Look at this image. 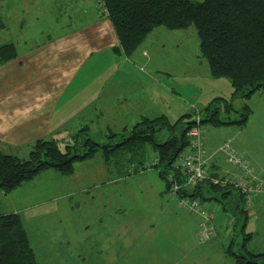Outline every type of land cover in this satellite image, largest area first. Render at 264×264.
I'll use <instances>...</instances> for the list:
<instances>
[{
    "label": "rangeland",
    "instance_id": "obj_1",
    "mask_svg": "<svg viewBox=\"0 0 264 264\" xmlns=\"http://www.w3.org/2000/svg\"><path fill=\"white\" fill-rule=\"evenodd\" d=\"M22 1L25 0H0V19L7 27L5 31L0 30V45L10 38L19 40L15 27L23 8ZM42 1L44 5L41 0L39 4L44 8L43 16L48 15L52 5L62 2ZM84 1L93 4L98 0ZM192 1L201 3L203 0ZM65 6H56L63 19L71 14V10ZM159 29L165 35L157 32L150 42L143 44V47L162 52V57L156 54L154 60V65L159 66L158 71L150 73L148 69H143L145 79H139L143 86L140 87L142 93L146 96L145 109L161 112V116L173 123L183 114L201 111L214 98L228 100L232 92L230 82L226 78L210 76L207 62L200 55L195 29L189 27L181 32H171L163 27ZM108 53L114 57L112 52L103 50L81 64L82 69H76L74 86L66 94L74 96L78 104L85 96L86 103L89 102L99 92L101 81L109 75ZM163 84H168V87ZM217 91H222L225 96H215ZM243 106L251 108L247 99L233 100V109L237 113H231L230 120L241 118ZM253 112L250 109L248 118ZM200 116L203 118L202 113ZM223 120L226 121L225 118ZM243 125L213 127L205 123L202 129L206 131L205 137H212L218 145L226 139L228 131L232 135ZM165 134V131L156 133L155 141L163 143ZM90 135L101 147L105 141L108 143L107 140L103 142L102 135L95 129ZM243 136L247 140L244 145L256 143L254 136L247 132L235 140H226L231 146L242 145ZM59 144V148L64 150L66 145L61 140ZM143 146L144 155L141 157L139 154L142 151L135 149H142ZM143 146L125 145L123 148L127 150L110 154L113 156L108 160L104 158L102 149L97 148L84 160L73 161L70 174L63 175L53 169L49 173L55 171L56 174H38L32 182L33 187L48 190H44L42 199L35 198V206L30 199L20 204L10 198L0 200V213L19 211L37 264H233L232 258L225 252H216L211 248L206 250L205 246L214 241L201 240L200 216L179 206L178 199L171 190L167 191L158 171L149 168L156 158L154 145L147 142ZM141 165L149 167L142 170ZM205 206L214 211L215 232L211 238H215L216 229L221 228L222 231L217 230L215 239L221 245L223 232L222 241L226 242V248L235 232L229 226L233 223L228 214L219 211L216 203L206 202ZM235 235L232 250L236 252L241 234L237 231Z\"/></svg>",
    "mask_w": 264,
    "mask_h": 264
},
{
    "label": "trees",
    "instance_id": "obj_2",
    "mask_svg": "<svg viewBox=\"0 0 264 264\" xmlns=\"http://www.w3.org/2000/svg\"><path fill=\"white\" fill-rule=\"evenodd\" d=\"M98 4V11L104 10L106 14L104 17L101 14L99 16L108 19L116 34L118 47L114 49L115 53L121 52L126 57L131 56L156 28L180 31L193 27L199 41L200 55L207 62L210 76L229 80L232 88L230 98L214 99L201 111L182 115L173 123L165 116L143 118L126 135L110 134L108 143L102 147L89 138L86 127H83L71 136V142L64 150L59 148V141L40 140L34 144L25 160L0 152V194L10 193L31 181L41 171L54 169L63 175L70 174L73 161L84 160L97 148L102 149L104 158L108 160L118 150H127L123 148L125 145L143 146L148 142L154 145L156 163L153 162L150 167L141 165V169H156L164 180L167 191L171 190L170 182L176 183L179 189L173 196L178 202L181 198H188L197 201L203 209L211 211L213 210L205 204L214 202L222 214H228L233 219L231 228L235 232L224 249L225 254L232 258L233 264H264V254L252 253L246 247L251 235L244 232L248 208L243 196L233 186L214 185L210 181V177L224 175L213 171L211 160L216 155L224 159L220 147L223 143H230L223 142L217 151L210 154L203 145L206 131L202 129V124L205 123L213 127L243 125L250 109L243 106L241 118L230 120V114L237 113L233 109V100L248 99L255 93H264V0H203L201 3L192 0H99ZM3 28L4 23L0 19V30ZM16 56L13 43L0 45V65ZM196 117H199V123L196 122ZM194 128L198 130L199 143L209 156V176L189 188L185 186L184 173L181 169H176L174 164L178 155L190 145L189 132ZM161 131H165L166 137L163 143L158 144L155 136ZM135 150L142 151L139 154L141 156L144 146ZM245 158L247 159L246 156ZM225 164L228 165L226 162ZM250 165L252 166L251 162ZM237 231L241 234V242L235 252L232 247ZM0 264H37L27 233L16 213H0Z\"/></svg>",
    "mask_w": 264,
    "mask_h": 264
},
{
    "label": "crops",
    "instance_id": "obj_3",
    "mask_svg": "<svg viewBox=\"0 0 264 264\" xmlns=\"http://www.w3.org/2000/svg\"><path fill=\"white\" fill-rule=\"evenodd\" d=\"M98 1L93 4L84 0L55 1L57 3L52 5L46 16L41 15L44 8L40 6V0L22 1L23 8L20 9L21 15L15 27L19 40L10 38L2 42L13 43L17 52L16 58L0 65V152L3 154L26 159L34 144L40 140H61L68 145L71 136L83 127H86L92 141L90 134L95 129L102 135L104 142L110 134L126 135L137 124L133 122L135 120L159 117L161 112L145 109L146 96L142 93L140 87L143 86L139 79H145L143 69H148L150 73L158 71L159 66L154 65V60L156 54L161 56L162 52L143 47V44L150 42L154 38L152 35L157 32L165 35L164 31L154 29L129 57L121 52L117 54L114 51L118 47L116 34L108 19L99 16ZM56 4L66 5L71 10L67 19L58 14ZM6 28L4 24L2 31ZM103 50L114 55H107L110 59L109 75L101 81L99 92L89 102L86 103L85 96L78 104L74 96L66 94L74 86L76 69H82L81 64ZM177 61L180 62L179 58ZM163 86L167 88L168 84ZM216 93L215 96L223 95L222 91ZM248 99L247 104L254 111L253 114L242 127L237 128L232 135L228 131L225 137L235 140L246 132L254 136L255 144L244 145L247 140L243 136L242 145L231 147L249 159L264 182V93L254 94ZM104 144H107L106 141ZM220 144L213 142L212 137L203 136V145L210 154L217 151ZM223 160L220 155L211 160L215 173L223 175L233 170ZM50 170L41 171L37 175L56 174V170L49 173ZM36 176L10 193L0 194V200L10 198L20 204L30 199L35 206V198L42 199L44 190H48L43 187L36 190L33 187L32 182ZM247 208L250 209L244 232L249 233L251 238L246 247L252 253L264 254V192L257 195ZM12 213L19 215L17 210ZM230 220L233 222L232 218ZM221 226L224 227L222 223ZM259 230H262L261 233ZM215 238H211L210 241L214 243L206 245V250L211 248L224 253L226 242L222 241L223 232L221 245Z\"/></svg>",
    "mask_w": 264,
    "mask_h": 264
},
{
    "label": "built area",
    "instance_id": "obj_4",
    "mask_svg": "<svg viewBox=\"0 0 264 264\" xmlns=\"http://www.w3.org/2000/svg\"><path fill=\"white\" fill-rule=\"evenodd\" d=\"M99 14L103 17L106 16L104 10H100ZM196 122L199 123V117H196ZM189 137L190 145L178 155L174 167L182 170L186 177L185 186L190 188L203 182L209 176L207 168L209 156L199 143L197 129H192L189 132ZM192 137L194 138L192 139ZM220 151L224 155V161L233 168V171L218 178L210 177L211 183L214 185L233 186L243 196L246 207H249L253 199L258 194L264 192V182L252 168L245 156L242 153L234 151L228 143H223ZM170 183L171 193L175 194L179 187L173 181ZM179 206L190 213H195L200 216V238L202 241L211 239L215 232L213 224L214 211L203 209L197 201L189 200L188 198H181L179 200Z\"/></svg>",
    "mask_w": 264,
    "mask_h": 264
}]
</instances>
